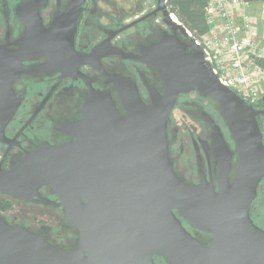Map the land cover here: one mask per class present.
<instances>
[{
    "label": "water",
    "instance_id": "95a60500",
    "mask_svg": "<svg viewBox=\"0 0 264 264\" xmlns=\"http://www.w3.org/2000/svg\"><path fill=\"white\" fill-rule=\"evenodd\" d=\"M165 1L160 3L174 33L155 44L152 61L164 92L155 90L146 104L133 87L130 99L124 97L128 114L121 117L111 95L91 87L83 118L74 125L76 143L38 151L14 171L0 173V189L16 194L28 185L57 186L63 168L58 154L71 148L73 207L79 212L67 213L66 219L81 229V247L54 249L41 236L0 217V264H158L154 257L165 264H264V230L250 216L264 178L257 119L262 111L219 82ZM76 22L77 16L65 40L72 47ZM89 62L85 57L78 65ZM192 91L218 103L237 144V173L229 182L232 153L223 139L227 157L218 190L186 183L169 160L168 118L179 96ZM183 220L211 233L209 243L193 235Z\"/></svg>",
    "mask_w": 264,
    "mask_h": 264
},
{
    "label": "flooded vegetation",
    "instance_id": "af4514ba",
    "mask_svg": "<svg viewBox=\"0 0 264 264\" xmlns=\"http://www.w3.org/2000/svg\"><path fill=\"white\" fill-rule=\"evenodd\" d=\"M76 16L72 47L65 40ZM52 26L55 30L46 34ZM173 33L160 0H0V173L14 171L38 151L76 143L74 125L83 118L91 87L109 93L121 117L128 114L124 97L130 99L133 87L150 104L155 90L165 89L152 63L155 44ZM85 57L90 62L78 65ZM194 93L195 122L181 130L174 111L183 96ZM207 100L212 99L196 91L179 96L167 122L168 154L186 183L218 190L227 157L223 139L232 153L229 182L237 173L238 149L220 106L215 101L209 108ZM253 107L262 111L257 119L264 143V99ZM107 124L110 128L112 121ZM58 155L63 164L58 185H28L22 194L0 189V217L54 249L77 250L81 229L66 219L67 213L79 212L71 183L75 152L70 148ZM250 216L264 230V178ZM183 223L209 243L211 233Z\"/></svg>",
    "mask_w": 264,
    "mask_h": 264
},
{
    "label": "built area",
    "instance_id": "2783aa9c",
    "mask_svg": "<svg viewBox=\"0 0 264 264\" xmlns=\"http://www.w3.org/2000/svg\"><path fill=\"white\" fill-rule=\"evenodd\" d=\"M249 5L244 0H208L209 31L196 37L184 27L219 82L253 106L264 98V42L258 38ZM172 16L182 24L173 12Z\"/></svg>",
    "mask_w": 264,
    "mask_h": 264
},
{
    "label": "trees",
    "instance_id": "16d2710c",
    "mask_svg": "<svg viewBox=\"0 0 264 264\" xmlns=\"http://www.w3.org/2000/svg\"><path fill=\"white\" fill-rule=\"evenodd\" d=\"M244 1L253 3L264 0ZM167 5L178 20L196 37H201L209 31L210 26L207 22L208 0H167ZM156 260L159 263L165 264L159 257Z\"/></svg>",
    "mask_w": 264,
    "mask_h": 264
},
{
    "label": "rangeland",
    "instance_id": "374dc122",
    "mask_svg": "<svg viewBox=\"0 0 264 264\" xmlns=\"http://www.w3.org/2000/svg\"><path fill=\"white\" fill-rule=\"evenodd\" d=\"M261 18L262 20H264V8H262ZM255 29H256V25H255ZM261 63L264 65V61ZM197 97L198 95L196 93L183 96L182 101H180L179 106L174 111L173 114L174 124L177 125L181 130H184L185 126L190 125L193 121L195 122L193 118L194 116H191L190 111H192V108H194L195 104L193 103V101L197 100L198 99ZM213 103L216 102L213 100H211V102L210 100L206 101V104L209 108L210 105L214 106Z\"/></svg>",
    "mask_w": 264,
    "mask_h": 264
},
{
    "label": "crops",
    "instance_id": "0c3cea01",
    "mask_svg": "<svg viewBox=\"0 0 264 264\" xmlns=\"http://www.w3.org/2000/svg\"><path fill=\"white\" fill-rule=\"evenodd\" d=\"M249 7L255 19L258 38L264 41V20L261 18L264 1L250 3Z\"/></svg>",
    "mask_w": 264,
    "mask_h": 264
},
{
    "label": "bare ground",
    "instance_id": "6f19581e",
    "mask_svg": "<svg viewBox=\"0 0 264 264\" xmlns=\"http://www.w3.org/2000/svg\"><path fill=\"white\" fill-rule=\"evenodd\" d=\"M175 20H176V18H175Z\"/></svg>",
    "mask_w": 264,
    "mask_h": 264
}]
</instances>
